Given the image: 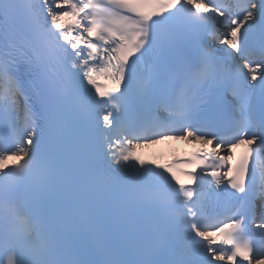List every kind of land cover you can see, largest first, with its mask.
Here are the masks:
<instances>
[{
    "label": "snow or ice",
    "instance_id": "6c2138e0",
    "mask_svg": "<svg viewBox=\"0 0 264 264\" xmlns=\"http://www.w3.org/2000/svg\"><path fill=\"white\" fill-rule=\"evenodd\" d=\"M0 264H264V0H0Z\"/></svg>",
    "mask_w": 264,
    "mask_h": 264
}]
</instances>
